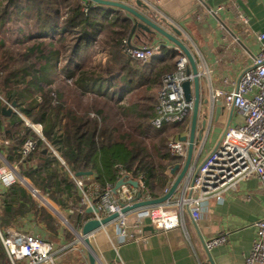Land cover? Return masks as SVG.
Returning <instances> with one entry per match:
<instances>
[{
    "label": "trees",
    "instance_id": "obj_1",
    "mask_svg": "<svg viewBox=\"0 0 264 264\" xmlns=\"http://www.w3.org/2000/svg\"><path fill=\"white\" fill-rule=\"evenodd\" d=\"M85 4L83 0H0V91L6 100L16 102L28 120L43 125L45 139L72 173L94 174L91 187L98 198L107 184L115 185L124 175L141 183L143 194L157 198L173 181L176 171L172 170L183 159L172 155L166 144L155 143L151 148L148 142L171 126L178 130L170 138L175 139L190 121L162 128L152 124L158 91L164 76L175 71L178 53L161 45L157 56L148 61L130 58L123 52L132 28L125 12L90 3L84 11ZM104 34L106 40L101 38ZM99 40L111 47L109 54L115 55L116 61L104 58L103 62H89L96 52L88 53L87 49ZM64 50L69 54L62 67L64 78L82 94L93 92L104 98L108 106L92 105L79 111L62 92L52 88ZM11 130L19 145L25 136H36L22 118ZM38 143L35 153L46 150L49 154L48 144L43 139ZM6 157L14 162L20 154L12 149ZM60 166L54 185L71 192L75 182ZM50 176H46L48 184L52 183ZM85 191L90 192L88 186ZM14 196L7 195V216L25 212L23 205L13 207L17 202ZM22 196L49 224L55 222L31 196ZM86 217L81 212L76 221L81 223ZM0 229L4 230L2 223Z\"/></svg>",
    "mask_w": 264,
    "mask_h": 264
},
{
    "label": "crops",
    "instance_id": "obj_2",
    "mask_svg": "<svg viewBox=\"0 0 264 264\" xmlns=\"http://www.w3.org/2000/svg\"><path fill=\"white\" fill-rule=\"evenodd\" d=\"M120 1L136 6L161 25L168 27L166 21H171L181 30V39L195 56L202 73L203 99L211 101V94L217 89L232 90L242 72L252 65L253 57L261 46L256 36L257 33H264V0H143L150 6V12L138 7L136 0ZM240 15H244L248 22L243 21ZM126 41L132 45H162L174 49L169 40L159 35L143 36L138 31L131 39L128 36ZM0 103L2 109L5 103L2 99ZM15 113L5 115L2 112L4 116H0V151L5 156L12 149L19 152L20 145L11 130L18 121ZM205 119L206 125L203 127ZM242 121V115L235 109L222 104L217 112V104L214 107L210 102L203 104L197 126L202 137L196 140L193 161L202 162L217 146L225 129ZM215 124L220 127L219 133L211 136ZM189 130L190 121L177 138L188 135ZM13 156L16 158V155ZM12 163L18 164L23 179L13 187L0 183V223L3 224V232L22 231L49 240L56 248L66 247L57 257V264H84L88 248L76 230H81L83 224L94 218L95 214L86 212L89 206H85L82 212L87 217L81 223L76 221L81 213L84 194L60 154L58 156L52 150L47 154L43 150V154L35 153L29 160L20 162L19 158ZM60 163L75 182L71 192L62 191V188L59 190L54 185L57 179L54 174L60 172ZM48 175H51L50 184L46 181ZM93 177L94 174L85 175L82 179L90 189L89 193L86 192L88 197L96 201L98 196L91 187ZM8 194H15L13 198L17 202L13 207L23 205L24 213L7 216L5 210L10 204L7 202ZM24 194L36 202V194L46 199L49 206L38 203L37 207L45 208L55 222L49 224L40 211L35 207L30 208V200H25ZM146 198L152 197L142 194V199ZM167 210L171 211L169 217L157 216L155 231H147L148 234L138 240L122 242L114 222L93 232L90 241L98 263L211 264V257L214 264H245L255 237L254 223L264 218V188L259 178L252 176L242 181L237 189L227 191L221 200L211 199L204 204L199 220L195 221L186 212L181 225L176 209L169 207ZM219 235H224L226 241L208 249L206 242ZM2 248L0 243V264H10Z\"/></svg>",
    "mask_w": 264,
    "mask_h": 264
},
{
    "label": "built area",
    "instance_id": "obj_3",
    "mask_svg": "<svg viewBox=\"0 0 264 264\" xmlns=\"http://www.w3.org/2000/svg\"><path fill=\"white\" fill-rule=\"evenodd\" d=\"M87 5L85 4L84 11L87 10ZM240 18L248 22L244 15H240ZM166 22L167 26H175L171 21ZM256 37L261 46L253 57L252 65L242 72L232 90L217 89L212 92L211 101L209 100L213 107L220 100L224 106L235 109L242 115L243 121L227 127L217 146L202 162L192 160L178 186L177 198L123 212V208L136 202L138 192L143 194L141 183L138 182L137 189L130 184H125L116 191H114L115 185L107 184L99 198L92 201L85 191L83 179L76 177L70 171L77 186L84 194L81 201V212L85 206L92 207L94 218L98 219L117 213L118 216L105 226L114 222L120 240L125 242L146 236L148 232H144L143 227L148 224L154 226L157 216L169 217L171 211H166L169 207L176 209L181 225L186 212L195 221L199 220L204 204L211 199L221 200L227 191L237 189L242 181L252 176L259 178L264 188V33H257ZM159 48L160 45H132L126 41L123 51L130 58L145 62L157 56ZM174 50L178 53L176 69L164 76L162 86L158 91L156 115L152 120L155 128L185 122L191 117L193 111V101L185 98L182 86L184 81L193 79V74L187 73L189 61L177 46ZM0 99L6 107H12V103L1 95ZM13 109L23 117L36 134V136L24 137L19 147L20 162L26 161L39 149V139H43L59 156L54 146L45 139L43 125L28 120L18 107ZM187 147L188 143L178 138L167 142L169 152L183 160L186 158ZM122 178L132 179L128 175ZM22 179L18 164L10 162L0 151V183L10 187ZM172 182L164 189L163 195L168 192ZM254 225L256 227L255 237L251 250L246 256L245 264H264V218L257 220ZM80 239L82 240V237ZM225 241L226 237L219 235L211 237L205 245L209 249ZM0 242L10 264H57V257L66 249V247L56 248L51 241L22 231L3 232L0 229Z\"/></svg>",
    "mask_w": 264,
    "mask_h": 264
},
{
    "label": "water",
    "instance_id": "obj_4",
    "mask_svg": "<svg viewBox=\"0 0 264 264\" xmlns=\"http://www.w3.org/2000/svg\"><path fill=\"white\" fill-rule=\"evenodd\" d=\"M86 4H92L93 7H99V6H108L111 9H120L125 12L126 17L131 20L132 22V28L131 32L129 34V39L135 34L136 31L141 33V35L146 36L147 34L152 35H159L164 39L169 40L173 47H178L181 49L183 54L186 55L189 61V67L187 69V73L193 74V79L186 80L183 82V90L185 94V98L188 101H193V111L191 115L190 120V130L188 135H181L178 138L182 141H186L188 143L187 147V154L186 158L184 160L183 165L176 164L173 168V172L176 170H179L174 181L172 182L169 190L164 195L157 197V198H148V199H142V193L138 192L136 196V202L133 204L126 206L123 208V212H127L129 210L141 208L144 206H152L161 204L168 199H176L178 196V186L180 182L182 181L183 177L185 176L189 166L192 163L194 152H195V143L197 138L202 137L201 131L197 130L198 126V120H199V114L201 111V106L208 105L209 99H203L201 95V78L202 73L199 70V66L197 63V60L191 50L187 47V45L183 42L181 39L182 32L179 28L173 25H169L168 27L161 25L160 23H157L156 21L152 20L148 14L145 12L139 10L134 5L125 3L120 0H83ZM136 4L138 7L143 8L144 10L150 12L151 8L150 6L145 3L143 0H136ZM14 107H17L16 102H12V107H2V112L5 115H11L14 112ZM222 102L220 100L217 101V112L221 110ZM206 125V119L203 122V127ZM92 172H77L75 174L76 177L79 176H85V175H91ZM130 184L133 188H138L139 184L137 180L128 179L124 180L123 178L119 179L117 183L114 186V191H116L118 188L121 187V185ZM96 209V208H95ZM96 211V210H95ZM87 212H94V208L89 207ZM118 216L117 213L111 214L109 216L103 217L101 219L98 218H92L86 221L81 230H76L78 236L82 237V240L84 244L88 248L87 252V260L84 264H99V260L97 258L96 251L90 241V235L98 230L99 228L107 225L109 222L113 221ZM143 231H150L154 232L155 228L153 225L148 224L143 227ZM210 257V254H209ZM211 264H214L212 258L210 257Z\"/></svg>",
    "mask_w": 264,
    "mask_h": 264
},
{
    "label": "rangeland",
    "instance_id": "obj_5",
    "mask_svg": "<svg viewBox=\"0 0 264 264\" xmlns=\"http://www.w3.org/2000/svg\"><path fill=\"white\" fill-rule=\"evenodd\" d=\"M26 26H27V24H26ZM29 29H30V25H29ZM68 37L70 38L71 35H68ZM101 38H102V40L107 39L105 34L102 35ZM95 45H96L95 47H90L87 49L88 53L96 52L93 56H91L92 58L88 59L89 62H92V61L96 62V59L101 60L100 62H103L104 58H106L107 60L109 59L111 62L117 60L116 59L117 57L115 55L109 54V51L112 49H111V47H109V45L107 43H104L103 41L99 40V41L95 42ZM22 48H24V47H22ZM96 50H98V51H96ZM80 54L85 56L84 50H81ZM68 56H69L68 50L67 51L64 50L61 54L60 61L58 62V70L59 71L55 75V81L52 85V88L62 92V95H64V99H66L68 102H71L72 104H74L75 108H77L79 111H82L84 108H88L92 105L95 106L96 108L102 107L104 105L108 106V103H106L104 98L100 97L99 95H97L96 93H93V92H87L85 94H82L80 91L76 90L74 88V86H72V82L70 79L66 80L64 78V73H63L62 67L67 63ZM0 95L3 97V94L1 91H0ZM92 113H95V112H92ZM24 117H26V116L24 115ZM19 118H21V117H19V115L17 114V119H19ZM25 124L27 125L26 122H25ZM219 128H220L219 125H216V124L214 126H212L211 136L217 135L219 133ZM175 132H178V130H175V128H173L171 126V128L165 129V132L162 133L159 137H157L156 139H154L152 141H149L148 143L150 144L151 148H153L152 144H155V143H157L159 145H165V144L167 145V142L171 138L172 134ZM153 153H154V151H153ZM36 200H37V203H39V204L43 203V205L49 206L48 203L45 201L46 199L45 200L41 199L39 194H36Z\"/></svg>",
    "mask_w": 264,
    "mask_h": 264
}]
</instances>
